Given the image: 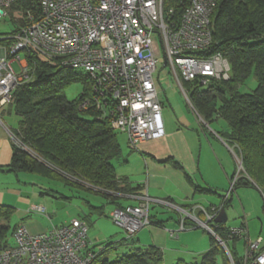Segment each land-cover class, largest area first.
I'll list each match as a JSON object with an SVG mask.
<instances>
[{"label":"built area","instance_id":"1","mask_svg":"<svg viewBox=\"0 0 264 264\" xmlns=\"http://www.w3.org/2000/svg\"><path fill=\"white\" fill-rule=\"evenodd\" d=\"M213 7L211 0H189L178 16L164 7V0H0V19L9 18L12 27L0 34V108L12 103L13 91L29 80L28 56L33 54L85 73L92 95L84 98L81 107L110 117L112 129L125 133L129 147L137 150L140 143L164 136L155 77L160 57L186 99L184 82L206 87L211 81L229 79L228 61L207 51ZM150 203L177 209L147 195L136 206L115 208L110 217L126 238L150 225ZM215 216L207 215L206 223L193 219L234 264L225 242L208 225ZM179 227L184 228L183 219ZM87 229L77 218L38 234L20 225L13 231V245L0 250V264H91L95 255L88 248ZM246 234L245 223L229 229L231 238L244 239ZM246 242L240 264H264V240Z\"/></svg>","mask_w":264,"mask_h":264},{"label":"trees","instance_id":"2","mask_svg":"<svg viewBox=\"0 0 264 264\" xmlns=\"http://www.w3.org/2000/svg\"><path fill=\"white\" fill-rule=\"evenodd\" d=\"M211 1L212 42L207 51L228 61L230 77L211 81L206 87L183 84L193 109L208 120V125L216 119L226 122V129L215 133L233 146L245 171L234 187L253 188L264 202V0ZM188 5L189 0H164V7L172 8L178 16ZM28 67L29 80L13 91V102L8 105L18 116L17 128L9 131L31 154L12 143L10 163L0 171L60 179L66 185L100 194L110 203L116 202V193L133 192L125 179L117 177L110 162L121 153L110 117L94 108L81 107L84 98L92 95L88 78L33 54L28 56ZM249 77L256 81V87L249 93L240 92ZM77 81L84 83L82 93L75 100H67L63 90ZM229 205V198L221 201L222 208ZM92 209L97 215L102 214V208ZM12 212V207L0 205V220L9 221ZM149 222L161 226V222H153L150 217ZM208 225L225 242L234 264H240L242 258L237 257L235 250L239 238L229 237L230 228L225 225H215L212 220ZM183 226L195 224L183 220ZM8 229L7 224L0 223V250L8 246ZM132 238L99 251L89 248L95 255L91 264H163L159 248L139 247ZM120 247L124 251L109 259L107 252ZM220 253L221 246L210 235L209 248L199 263L179 260L175 264H215ZM223 257L229 264L227 256Z\"/></svg>","mask_w":264,"mask_h":264},{"label":"rangeland","instance_id":"3","mask_svg":"<svg viewBox=\"0 0 264 264\" xmlns=\"http://www.w3.org/2000/svg\"><path fill=\"white\" fill-rule=\"evenodd\" d=\"M9 22V18L0 19V34L9 33L12 30ZM22 59L23 58L21 57V60ZM162 64L163 59L160 57L158 59L155 77L158 76L157 90L159 93V100L162 103L161 116L163 117L164 121L165 118L169 116L178 127L183 129H195L200 135H203V130L207 132H209V130H214L217 132L225 130L227 125L224 120L216 119L208 125V120L201 118L196 113L190 103V100L188 99L186 93L187 86L183 84V88L187 96L186 99L173 75L167 68L163 67ZM12 65L14 70L19 72L17 67L18 65L16 63H13ZM77 73L82 75V77L85 76V73L83 72L78 71ZM255 87L256 81L253 79V77H249L244 86L240 88V92L249 93V91L253 90ZM83 89L84 83L77 81L69 84L63 90V93L67 100L72 101L82 93ZM85 118L89 117L85 116ZM17 125L18 116L15 114L13 109L9 107V105L1 107L0 151L5 152V157H7L8 160L5 163H1L0 168H4L7 163H10L11 160V144L13 142L10 137L7 136L8 134L6 129L15 130ZM114 131L116 134V140L122 151V157L119 159L115 158L112 161L113 165L116 167L117 173L126 174L136 169L135 176H137V178L143 176V169H138L140 167L143 168V162L141 161L140 157L136 155L137 152L136 154L134 153L136 149H131L129 147L127 135L118 130ZM20 145L21 146H17L31 154L28 148L22 144ZM216 148L218 156L223 161V165L226 168L229 176L226 178L223 175V186L217 189L221 191L220 194L224 195L230 189L232 190L230 193L231 197H228L230 200V205L226 208L227 221L224 225L228 228H238L241 223H245L246 225V237L244 239L240 238L235 244L237 257L241 259L245 254L247 245L246 241L255 242L258 237H261L264 240V202L259 192L255 189L250 187H234L237 180L240 177L245 176V171L242 166L241 158L236 156L233 146L228 145L225 151L221 150L219 147ZM134 154L138 156L139 160L135 159ZM204 154H206L205 150H203L201 156L203 159H205V161H207V159L204 158ZM208 156H210V154H208ZM125 159H127V161L129 160L128 164H125ZM196 178L199 180V182H202L201 184H205L202 181V177L199 173L197 174ZM235 178L236 182L233 185ZM0 190H9L11 193H18L19 190L28 192V197H34L32 198L33 201L36 203L38 202L42 207L45 208V215L40 216L41 218L50 216L53 217L54 220L70 222L72 220L70 214L75 213V211H80L79 213L85 212L87 215H89L87 235L88 248L90 249L93 248L94 250L99 251L105 246L115 244L116 242L126 238L123 230L115 225L111 217L108 215L109 208L112 207L113 204L107 203L106 199L100 194L73 185H66L60 179H49L36 174L28 173H18L17 176H15L14 173L2 171H0ZM40 193H44V195L41 196ZM45 193H51L52 196L46 195ZM62 196L71 197L70 204ZM198 200L203 201L205 199L204 197L197 196L196 201ZM86 202H89L91 206H103L104 214L102 216H98L94 213H90V209ZM200 203L206 205L203 202ZM12 206L18 208L24 207L25 205L23 202H17V205ZM152 206L155 207H151L152 210L149 209V217L152 218L159 215L162 218H167L164 222L165 224L168 223L167 227L174 225V228L176 229H166H168L169 232L173 230L178 232L175 233L178 235L177 238H171L170 243L166 244L167 247L165 250H162L163 264H175L179 260H182L185 263H199L203 253H205L209 248V239L211 234H209L207 230L197 224V229L185 227V230H181L179 224L177 225L178 215L175 213V211L159 204H152ZM170 216L172 218L171 220L168 219ZM5 222L6 221L4 220H0V223ZM18 222V214L13 213L9 222L7 223L9 229L6 234V242L8 245H13V228ZM202 222L205 223L206 220ZM221 248L225 256L228 258L226 250L223 247ZM123 251V248L120 247L117 251L109 250L107 255L109 259L113 260L116 256V253H121ZM223 253H220L215 257V264H227L223 260Z\"/></svg>","mask_w":264,"mask_h":264},{"label":"crops","instance_id":"4","mask_svg":"<svg viewBox=\"0 0 264 264\" xmlns=\"http://www.w3.org/2000/svg\"><path fill=\"white\" fill-rule=\"evenodd\" d=\"M161 118L164 127V136L140 143L138 149L134 152L135 154L137 152L136 155H138L143 162V168H138L140 170L143 169V176L137 178V176H135L136 169L126 174L117 173L116 167L112 163L115 158L110 161L115 169L117 177L125 179L134 190L131 193H116L114 195L117 198L115 203H110L106 199L107 203L113 204V206L109 208L108 215L110 216V213L115 208L138 205L140 197L147 195L153 200L171 201L177 208L172 209L178 215L177 225L179 224L180 226V221L183 219L195 224V227L189 228L197 229L198 226H196L194 219L200 222L206 220L207 222L206 216H215L217 213L213 212V210L216 209V211L219 212L222 207L221 200L225 199V195L220 194L221 191L217 188L223 186V175L226 178L229 176L223 165V161L218 156L216 147L225 151L228 145L214 130H209V132L203 130V135H200L195 129H183L178 127L169 116L165 118V121L162 116ZM203 150L206 151L204 158H206L207 161L201 156ZM135 154V159L139 160L138 156ZM208 154H210V156H208ZM5 156V152L0 151V164L7 162L8 159ZM121 157L122 151L116 158L119 159ZM124 162L128 164L129 160L127 161V159H125ZM6 165H8V163ZM18 173L14 175L17 176ZM198 173L201 175L202 181L205 184H201L202 182L197 180L196 176ZM200 190L202 191L200 192ZM40 195L42 196L44 193H40ZM46 195L52 196L51 193H47ZM28 196L29 193L23 192L22 190H19L18 193H11L9 190H0V205L12 207V214H18L19 217V222L14 226L13 231L16 227L21 225L30 233L38 234L69 223L66 221L54 220L53 217L50 216L41 218L40 216L45 215V208L38 202H34L32 199L34 197ZM197 196L204 197L205 200L196 201ZM62 197L70 204L71 197ZM17 202H23L25 206L18 208L13 207L12 205H17ZM86 204L90 209V213L96 214L92 209V207H95L102 208V214L98 216L104 214L103 206H91L89 202H86ZM152 204L155 205L156 203H150L149 209L155 207L152 206ZM35 208H42L43 212L37 211ZM79 212L80 211H75V213L70 214L71 218H77L87 225L89 215L85 212ZM166 219L167 218H162L159 215L152 217V221L161 222V226L150 224L143 227L133 236L132 240L134 245L139 247L154 246L161 251L165 250L167 247L166 244L170 243L171 238L174 239L178 236L175 234L178 233L175 230L169 232L168 229L176 228H174V225L167 227L168 223H164ZM168 219L171 220V216L168 217ZM8 222L9 221L4 224ZM183 229L185 230V227Z\"/></svg>","mask_w":264,"mask_h":264},{"label":"water","instance_id":"5","mask_svg":"<svg viewBox=\"0 0 264 264\" xmlns=\"http://www.w3.org/2000/svg\"><path fill=\"white\" fill-rule=\"evenodd\" d=\"M227 221L226 209L222 208L219 210L218 214L212 219V222L217 225H224Z\"/></svg>","mask_w":264,"mask_h":264},{"label":"bare ground","instance_id":"6","mask_svg":"<svg viewBox=\"0 0 264 264\" xmlns=\"http://www.w3.org/2000/svg\"><path fill=\"white\" fill-rule=\"evenodd\" d=\"M217 242V240H215Z\"/></svg>","mask_w":264,"mask_h":264}]
</instances>
